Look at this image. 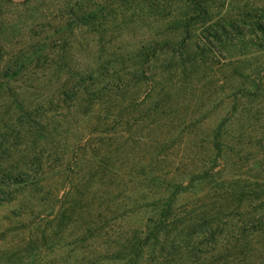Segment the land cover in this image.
<instances>
[{"label":"rangeland","instance_id":"rangeland-1","mask_svg":"<svg viewBox=\"0 0 264 264\" xmlns=\"http://www.w3.org/2000/svg\"><path fill=\"white\" fill-rule=\"evenodd\" d=\"M4 180L0 264H264V0H0Z\"/></svg>","mask_w":264,"mask_h":264},{"label":"trees","instance_id":"trees-1","mask_svg":"<svg viewBox=\"0 0 264 264\" xmlns=\"http://www.w3.org/2000/svg\"><path fill=\"white\" fill-rule=\"evenodd\" d=\"M116 89H118V90H115L114 87L110 88V84L108 86L102 87L99 90V94H98L96 101L97 102L99 101L98 103L100 104L102 102V100H104V97H105V99H119V101H121L123 99L124 92L122 89H119L117 87H116ZM14 175H15V178L13 179L14 183H18L20 186H22V188L29 190L32 193V195L30 196L31 198H34L33 194H36V193L47 194L46 192L48 191V187L44 184L45 183V182H43L44 180H42L40 178H35V177L26 179V176H25V173L23 172V170H19ZM1 183H2V186H0V202L4 201L7 197V195L11 193V190L9 189V186H8V184H6L5 180ZM162 211H164V210H162ZM252 223H253L252 225H254L253 227H257V228L263 227L261 230L264 231V226H263L264 221L258 220V221H254ZM261 230H258V231L261 232ZM245 231L246 230H245V225H244L241 228V233H240V236H238L237 240L242 241V239L247 236L245 234ZM210 235H212V234H210ZM211 239H213V238H211ZM211 242H212V240L210 241V243Z\"/></svg>","mask_w":264,"mask_h":264}]
</instances>
